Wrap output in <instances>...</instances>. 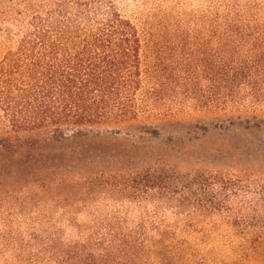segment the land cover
Here are the masks:
<instances>
[{
	"label": "trees",
	"instance_id": "trees-1",
	"mask_svg": "<svg viewBox=\"0 0 264 264\" xmlns=\"http://www.w3.org/2000/svg\"><path fill=\"white\" fill-rule=\"evenodd\" d=\"M199 21L208 37L191 44L177 36L190 52L164 77L161 63L146 65L150 34L120 0H0V197L68 182L91 194L106 174L97 167L132 162L141 143L161 141L142 127L151 138L140 134L120 154L117 132L95 129L264 114V1L226 4ZM178 189L182 211L190 208L180 213L184 225L107 224L61 247L57 231L35 246L53 249L49 264H264V180L197 174ZM218 216L221 224L198 225ZM214 230L223 238L207 242ZM14 249L23 264L25 250Z\"/></svg>",
	"mask_w": 264,
	"mask_h": 264
},
{
	"label": "rangeland",
	"instance_id": "rangeland-1",
	"mask_svg": "<svg viewBox=\"0 0 264 264\" xmlns=\"http://www.w3.org/2000/svg\"><path fill=\"white\" fill-rule=\"evenodd\" d=\"M263 1L120 0V7L132 16L142 31L150 34L142 50L146 65L154 66L159 62L162 75L170 77L174 73L170 72L171 64H183V53L190 52L189 47L176 46L177 36L194 44L193 38L199 41L208 37L210 29L199 21L202 17L223 14L226 4H260ZM142 127L155 131L161 141L141 143L139 156L132 162L97 167L95 171L106 174L103 185L91 194H84L80 186L70 188L68 182L63 186L52 183L50 188H24L12 198L1 196L0 264L16 263L18 252L14 246L17 245L25 250L21 257L23 264H30L36 254L40 256L36 261L49 264L53 249L35 244L51 238L57 231L60 233L57 246L61 247L62 243L77 240L80 231L96 230L107 224L128 228L184 225L189 221L180 213L189 207L182 211L185 208L180 207L179 195L175 194L187 177L205 174L264 180V114L255 118L227 116L219 120L194 115L160 121L144 119L93 131L108 136L112 131L117 132L113 134L117 139L114 148L120 154H126V148L138 140ZM141 136L151 138L145 134ZM146 152H149L148 156ZM221 221L222 217L218 216L205 219L198 225L221 224ZM191 236L196 243L201 233ZM222 238L223 231L214 230L210 238L202 241H220ZM205 243L198 246L202 248ZM215 246L222 249L217 244Z\"/></svg>",
	"mask_w": 264,
	"mask_h": 264
}]
</instances>
